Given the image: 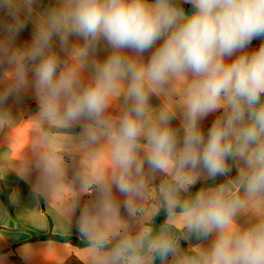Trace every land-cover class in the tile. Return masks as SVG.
I'll return each instance as SVG.
<instances>
[{
    "label": "clouds",
    "instance_id": "1",
    "mask_svg": "<svg viewBox=\"0 0 264 264\" xmlns=\"http://www.w3.org/2000/svg\"><path fill=\"white\" fill-rule=\"evenodd\" d=\"M34 2L0 0L12 19L0 57L13 66L0 104L27 87L31 71L39 105L31 118L33 195L79 194L60 204L57 230L70 231L79 208L89 264H264V43L248 50L264 37V0H58L39 16L32 42L13 47L25 27L21 13L30 18ZM71 36L83 43L69 46ZM101 40L111 51L91 59L85 77ZM211 113L219 115L205 135L200 122ZM10 119L0 112V128ZM65 145L80 158L71 183ZM217 176L226 180L191 192ZM93 193L80 207V196ZM193 237L212 240L180 246Z\"/></svg>",
    "mask_w": 264,
    "mask_h": 264
},
{
    "label": "crops",
    "instance_id": "2",
    "mask_svg": "<svg viewBox=\"0 0 264 264\" xmlns=\"http://www.w3.org/2000/svg\"><path fill=\"white\" fill-rule=\"evenodd\" d=\"M58 0H35L31 17L21 13V18L25 20V27L16 35L13 47L24 48L29 45L36 31V22L40 15L50 8L56 6ZM187 4V3H183ZM191 5V4H188ZM185 11V10H184ZM186 14H190L185 11ZM12 23L11 17L6 11L0 9V40H3L7 33L4 30L6 24ZM83 43V40L75 36L69 38V46L72 44ZM162 41H157L153 49L143 53L142 58L145 62L150 58L152 51L158 47ZM264 43V37L254 39L249 45L248 50H257L259 45ZM52 47L59 55L61 61L68 59L64 50L61 49L59 38L53 37ZM111 49L106 41L101 40L97 49L91 54L88 68L84 75L91 74V59L103 61L109 55ZM127 54L135 55L128 50ZM239 53L234 54L238 55ZM234 58V57H233ZM32 62H28L31 69ZM6 59L0 57V93H3L11 86V81L6 73L12 70ZM28 85L19 92L13 91L6 101L0 104V112H6L11 119L0 128V264H89L88 246L80 247L71 241H61L48 236L72 237L79 240L80 236L76 228V218L79 216V208L73 216L72 228L70 231L61 232L56 228V213L63 201L69 200L74 194L70 189L61 192H54L48 197L36 198L33 195V187L39 176L35 167V155L33 151V141L35 133L31 125V118L39 110V105L35 96L33 82L34 77L31 71L28 73ZM163 103L161 97L152 95L150 104L153 107H160ZM112 114H118L115 109H110ZM219 113H211L202 120L201 127L207 135L208 129ZM181 117L178 113L177 118L172 121L175 128H180ZM73 135L81 132L80 126L70 129ZM66 163L68 164L67 179L71 183L76 169L80 166V158H73L70 145L64 146ZM231 163V162H230ZM26 169L27 172L23 173ZM236 168L233 166L229 173L230 177H235ZM160 177L157 178L158 184ZM226 177L217 176L214 180L200 181L192 189L195 194L201 187L224 182ZM115 195L121 201L123 197L119 193ZM93 194H83L80 196V207L87 201L93 199ZM8 199V204L5 202ZM15 201V202H13ZM122 215H126L123 208ZM166 215L163 210L155 218L154 227H159L165 220ZM239 223H246L247 217H238ZM212 237L206 240H197L194 237L190 240H181L180 246L187 249L189 245L210 244ZM171 257H169V261ZM159 264V261H157Z\"/></svg>",
    "mask_w": 264,
    "mask_h": 264
},
{
    "label": "trees",
    "instance_id": "3",
    "mask_svg": "<svg viewBox=\"0 0 264 264\" xmlns=\"http://www.w3.org/2000/svg\"><path fill=\"white\" fill-rule=\"evenodd\" d=\"M181 7L188 13H191L192 11H194L192 5L182 3ZM5 202L8 204L7 198H5ZM47 238H53V239L61 240V241H71L74 245H77L80 247L88 246V242L85 239L79 240V239L72 238V237H55V236H48Z\"/></svg>",
    "mask_w": 264,
    "mask_h": 264
},
{
    "label": "built area",
    "instance_id": "4",
    "mask_svg": "<svg viewBox=\"0 0 264 264\" xmlns=\"http://www.w3.org/2000/svg\"><path fill=\"white\" fill-rule=\"evenodd\" d=\"M258 49V48H257Z\"/></svg>",
    "mask_w": 264,
    "mask_h": 264
}]
</instances>
